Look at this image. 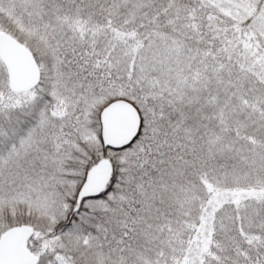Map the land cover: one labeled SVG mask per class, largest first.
<instances>
[{"label":"snow or ice","instance_id":"snow-or-ice-1","mask_svg":"<svg viewBox=\"0 0 264 264\" xmlns=\"http://www.w3.org/2000/svg\"><path fill=\"white\" fill-rule=\"evenodd\" d=\"M0 264H264V0H0Z\"/></svg>","mask_w":264,"mask_h":264}]
</instances>
